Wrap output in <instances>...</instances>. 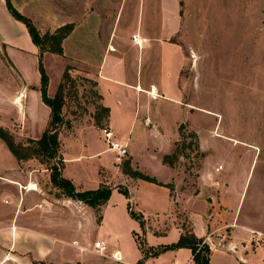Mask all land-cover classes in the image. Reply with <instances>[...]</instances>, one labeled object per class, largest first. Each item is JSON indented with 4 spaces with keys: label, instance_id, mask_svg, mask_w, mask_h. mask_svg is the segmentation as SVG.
Wrapping results in <instances>:
<instances>
[{
    "label": "rangeland",
    "instance_id": "1",
    "mask_svg": "<svg viewBox=\"0 0 264 264\" xmlns=\"http://www.w3.org/2000/svg\"><path fill=\"white\" fill-rule=\"evenodd\" d=\"M11 1L28 16V0ZM44 1L49 7L53 2L56 13L51 8L50 14L40 16L36 25L42 34L75 24L63 42L65 68L73 66V82L59 134L61 159L53 163L80 190L106 185L112 191L101 210L68 198L54 185L50 164L38 158L18 161L0 138V264H124L98 253L97 240L106 244L107 254L118 251L134 262L187 263L190 248L167 246L180 239L181 223L191 231L192 223L200 226L208 221L207 213L213 224L217 221L220 207L208 199L220 196L228 179L231 184L223 199L228 208L221 217L229 224L225 230L241 238L248 233L242 225L262 232L255 235V249L246 252L241 240H235L238 250L221 244L213 261L264 264V0ZM136 33L146 40L140 47L133 41ZM111 43L115 49L105 59L104 50ZM0 58L7 63L1 49ZM54 61L43 58V66L57 91L61 64ZM101 61L102 72L113 78L102 81L101 91L113 109L116 139L129 138L132 170L169 179L172 170L162 157L182 139L180 124L185 123L186 132L198 134L200 152L194 145L188 147L174 167L178 176L169 184L175 198L169 189L133 177L125 169L128 157L117 160L106 140L102 132L106 123L98 113L102 111L96 112L99 95L92 83L97 81L94 66ZM7 67L5 75L11 71L9 63ZM28 68L33 71L31 62ZM136 84L156 88L157 96L137 91ZM33 108L39 117L35 127L29 111L28 122L12 123L7 118L1 125L25 146L31 145L29 138L41 137L35 134L41 127V107L33 104ZM205 164L208 169L217 166V190L206 188L195 197ZM33 185L36 190H30ZM120 185L130 187V198L118 189ZM42 199L44 204L33 207ZM129 201L139 218L131 214ZM28 227L54 241L42 257L28 252ZM16 228L22 231L17 246ZM143 248L154 253L147 255Z\"/></svg>",
    "mask_w": 264,
    "mask_h": 264
},
{
    "label": "crops",
    "instance_id": "2",
    "mask_svg": "<svg viewBox=\"0 0 264 264\" xmlns=\"http://www.w3.org/2000/svg\"><path fill=\"white\" fill-rule=\"evenodd\" d=\"M55 4V3H54ZM49 5V4H48ZM52 6H46V3L44 0H28V17H30L32 20H34L38 24V19L41 20L40 16H43L44 12H49L51 13V8L53 9V12H55V7L53 6V2L51 3ZM160 7V5H159ZM121 10L118 11V13ZM50 19V17H47ZM37 26V25H36ZM39 26V25H38ZM37 26V27H38ZM41 27H38V29ZM75 29V28H74ZM74 31V30H73ZM28 28L24 22L21 20H18L9 10L7 1L6 0H0V49L2 54L5 56V59L7 61L4 62L1 58L0 61L2 62V66H0L1 71H0V125H4L7 123L6 119H9V122L14 123L16 121L18 124L20 123H25L28 122V111H29V118L31 119L32 124L35 127L36 124V119L39 118L36 115V112L33 108V104L38 105L41 107V115H40V120H38V123H41L40 130H38L39 133H35L36 135L39 134L42 136L44 132V128L46 123L48 122L50 118V107L47 106L43 99H42V94L41 91L39 90V86L41 84V73L38 68V63H39V50L38 47L35 45V43L32 41V38L29 33V38H28ZM134 35H139L138 33ZM149 36V35H147ZM69 38V37H68ZM143 39V42H145V37H140ZM67 40V38H66ZM134 41V40H133ZM135 42V41H134ZM172 43V42H171ZM138 44V43H137ZM138 44L139 47L142 45ZM172 45H175V47H179L177 44L173 43ZM91 48V47H90ZM88 48V58H89V52L91 49ZM115 49L113 44L111 43L110 47L106 48L104 50V56L103 58L106 59L107 55L109 56V52H112V50ZM66 48L64 47V54H65ZM94 52V51H92ZM54 58L55 63L57 65L61 64L60 67V73L59 77L60 80L63 76L64 70H65V58L64 55L52 53V52H46L44 54V59L47 58ZM91 57V56H90ZM87 58V60H89ZM108 59V57H107ZM91 61V59H90ZM28 62L32 63V70L28 68ZM9 63L11 71L9 70L7 75L4 74V71L6 70L7 64ZM183 64V57L180 58L179 60V73L181 71V67ZM98 65V64H97ZM96 65V66H97ZM95 76L97 77V81L99 84V91L103 97V103L110 108V118H109V127L114 131L112 122H113V109L107 104L106 96L104 93L101 91L102 88V81L105 79H113L112 77L105 75L102 72V61L101 63L95 67ZM1 72L3 74L1 75ZM17 74V75H16ZM122 74V73H121ZM180 75V74H179ZM2 77V79H1ZM60 80L58 81L60 83ZM116 80V79H114ZM120 82V81H119ZM122 82V81H121ZM53 81L49 82V87H48V93L51 96H54L57 91L53 89L52 84ZM58 83V84H59ZM18 84V85H16ZM137 91H146L150 97L154 98V96H157V89H148L144 87H140L139 84H136L133 86ZM153 90V91H152ZM180 91V89H179ZM182 93V91H180ZM21 108L24 109V115L21 114ZM188 110L192 109L188 105L186 107ZM189 113V112H188ZM192 114V113H191ZM15 119V120H13ZM180 123V122H179ZM178 123V124H179ZM34 132V129H33ZM115 132V131H114ZM117 140L121 141L123 144H126L128 146L129 150V155L127 156L128 159L132 160V152L129 147V138L125 139H118ZM172 150L169 152L171 153ZM167 154V153H166ZM165 155V154H164ZM163 159V157H162ZM166 165V164H165ZM169 166V165H168ZM172 170L171 177L169 179H164L160 180L163 183H170L172 180H176V176H178V173L176 169L172 166H169ZM217 169V166L214 164L212 165L209 169L207 165H204V168L201 171L200 175V181L198 184L199 185V191H197L195 194V197H199L200 195L204 194V190L210 189L216 191V184L215 183V174ZM175 178V179H174ZM74 182V180H72ZM227 182L231 184V179H228ZM75 183V182H74ZM177 183V182H176ZM31 184H34L33 182ZM229 184H224L223 187H221V190L218 194L220 196L214 197L211 196V199H208L210 201V205L215 206L218 205L220 207L219 210H217L215 216L217 218V221L213 224L211 222V214L207 213V219L208 221L205 223H202L200 226H198L195 222L191 224V228L193 229L194 233L198 237H203L205 238L206 242L210 245L211 247V263L215 264L213 261V254L219 249V245L221 244H229L231 248H235L238 250L237 247V242L235 240H241V242L244 244L243 249L248 252V249L253 246L255 249L257 242L255 235L257 233H261L262 231L257 230L253 227L242 225V227H245L248 233H245L246 236H235L233 235L230 231H226L225 227H227L229 224L228 222L222 223L221 222V217L225 216V211L227 210V206L224 204V196L225 194L229 191L228 187ZM30 185V184H29ZM36 185V184H35ZM76 185V184H75ZM163 186V185H161ZM178 186V185H177ZM29 187V186H28ZM78 187V185H77ZM129 189L130 187L127 186ZM167 189L170 190L169 187L163 186ZM32 190V189H30ZM131 194V192H130ZM170 196L172 198H175L174 196L171 195V190H170ZM175 202V199H174ZM132 203V202H131ZM44 204V200L42 199L41 201L34 203V206ZM38 208V207H37ZM32 209V208H30ZM209 212V211H208ZM238 213V209L236 210ZM214 217V216H213ZM236 216H234L235 218ZM210 219V220H209ZM233 225V224H232ZM182 226V223H181ZM229 229V228H228ZM28 231H25L28 235V252L32 253L33 256L36 257H42L44 254L47 253L49 246L54 247V241L50 240L49 234L42 233L40 231H37L34 228L28 227ZM184 231L183 228H181V234ZM16 240H15V246L19 245V241H17V237L22 233V231H19V228H16ZM229 232V233H227ZM180 234V236H181ZM19 240V239H18ZM254 243V244H253ZM17 249V248H16ZM190 253V259L188 260L187 263L184 264H196L195 261L193 260V252L191 249ZM21 251V250H18ZM233 252V251H232ZM43 253V254H42ZM115 253V252H114ZM117 253L121 256V254L117 251ZM112 258L110 254H108ZM122 257V263L124 264H148V260L145 259L144 261L141 262H134L133 259L130 260L124 257V254L121 256ZM243 260H247L246 257L243 258ZM171 264H177L175 262Z\"/></svg>",
    "mask_w": 264,
    "mask_h": 264
},
{
    "label": "trees",
    "instance_id": "3",
    "mask_svg": "<svg viewBox=\"0 0 264 264\" xmlns=\"http://www.w3.org/2000/svg\"><path fill=\"white\" fill-rule=\"evenodd\" d=\"M10 12L18 19L24 22L28 28L32 41L38 47L39 50V70L41 73V84L38 87L42 94V99L44 103L50 107V119L48 125L43 132L42 136L38 139L29 138L30 146H25L21 143L16 142L14 135L5 127L0 125V138L5 141L13 155L18 159V161L28 160L31 158H38L41 162H46L50 164V168L53 171L52 181L56 187H58L68 198L81 201L86 205H89L97 210L106 204L112 191V187L102 185L95 189L80 190L72 179L67 178L63 175L62 169L59 168L58 164H54V160L60 158V129L65 122V105L67 94H69L71 80V69L73 66L67 65L62 76L61 82L58 86L57 92L54 96L49 95V76L45 71L43 66V57L46 52H52L60 55H64V40L72 33L75 28L73 22L66 23L58 27L54 32H45L42 34L34 21L18 11L11 0H6ZM68 81V82H67ZM95 87H97L95 93H98L99 99H97V111L101 114V120L106 123L104 127H109L110 118V108L103 103V97L99 91L98 81L92 82ZM99 124H103L98 122ZM103 127V128H104ZM102 128V129H103ZM185 123H181L179 126L181 140L175 142V149L172 153H167L163 156V163L172 167L177 166V162L181 155H185V150L194 145V149L200 152V143L198 139V134L196 132H186ZM188 138H193L194 143H187ZM201 155H203L201 153ZM131 160L127 159L125 161V169L130 172L133 177L141 178L146 181H150L159 185L167 186L173 190V184L163 183L157 179L156 176H152L144 173L140 170H132ZM128 198H130V190L125 185H120L118 187ZM128 207L132 215L139 218L135 211L132 209L131 201L128 202ZM102 215L98 218L100 221ZM182 232L180 239L171 246L167 247H188L193 252V260L196 264H212L211 263V247L205 241V238L198 237L193 230L188 231L186 223H182ZM146 252V249L143 248ZM154 253V252H153ZM152 252L149 254H153ZM147 255L148 252H146Z\"/></svg>",
    "mask_w": 264,
    "mask_h": 264
},
{
    "label": "built area",
    "instance_id": "4",
    "mask_svg": "<svg viewBox=\"0 0 264 264\" xmlns=\"http://www.w3.org/2000/svg\"><path fill=\"white\" fill-rule=\"evenodd\" d=\"M133 40L138 44H141L143 41V39H141L139 35H134ZM102 132L106 140L110 143L111 149L116 151L117 160L122 161L124 158H126L129 153L128 146L116 139L115 132L110 127H104L102 129ZM94 247L97 250V252L100 253L101 255H108L107 254L108 247L103 241L97 240L94 243ZM112 257L117 261H122V257L117 252L113 253Z\"/></svg>",
    "mask_w": 264,
    "mask_h": 264
},
{
    "label": "bare ground",
    "instance_id": "5",
    "mask_svg": "<svg viewBox=\"0 0 264 264\" xmlns=\"http://www.w3.org/2000/svg\"><path fill=\"white\" fill-rule=\"evenodd\" d=\"M30 189H32V190H36L37 187H36L35 185H33Z\"/></svg>",
    "mask_w": 264,
    "mask_h": 264
}]
</instances>
